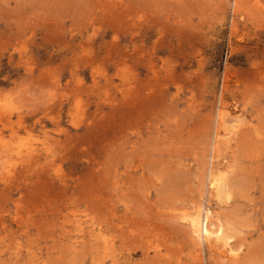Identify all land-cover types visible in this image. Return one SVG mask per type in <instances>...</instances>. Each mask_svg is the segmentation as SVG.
I'll return each instance as SVG.
<instances>
[{
    "label": "rangeland",
    "instance_id": "374dc122",
    "mask_svg": "<svg viewBox=\"0 0 264 264\" xmlns=\"http://www.w3.org/2000/svg\"><path fill=\"white\" fill-rule=\"evenodd\" d=\"M0 264H264V0H0Z\"/></svg>",
    "mask_w": 264,
    "mask_h": 264
},
{
    "label": "bare ground",
    "instance_id": "6f19581e",
    "mask_svg": "<svg viewBox=\"0 0 264 264\" xmlns=\"http://www.w3.org/2000/svg\"><path fill=\"white\" fill-rule=\"evenodd\" d=\"M235 1V0H234ZM244 3V2H243ZM247 10V9H246ZM249 12V11H248ZM250 14V13H249ZM255 15V13H254ZM215 180V178L213 179ZM208 215V214H207ZM193 220V223L195 225V229L196 231L198 232V234L201 236V235H204L206 238L207 237H210L212 234H215V236L218 238V239H222L223 238V231H221L220 229H218L219 231H212L210 230L211 228H209V220H202L199 215L195 218L192 219ZM191 222V221H190ZM193 227V226H192ZM222 228V227H220ZM223 230V229H222ZM215 232V233H214ZM202 237V236H201ZM207 240V239H206Z\"/></svg>",
    "mask_w": 264,
    "mask_h": 264
}]
</instances>
